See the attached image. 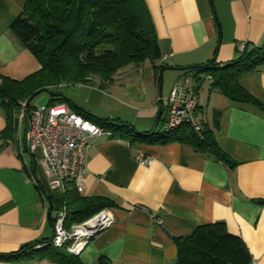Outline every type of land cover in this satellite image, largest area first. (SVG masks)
I'll return each mask as SVG.
<instances>
[{
  "label": "crops",
  "instance_id": "1",
  "mask_svg": "<svg viewBox=\"0 0 264 264\" xmlns=\"http://www.w3.org/2000/svg\"><path fill=\"white\" fill-rule=\"evenodd\" d=\"M25 1L0 0V75L16 80L40 69L34 55L10 35ZM144 2L166 67L162 80L151 64L126 67L102 86L61 85L57 92L67 87L54 103L140 133H157L165 126L166 98L185 74L183 69L213 59L225 65L238 58L239 44L246 43L248 52L264 44V0ZM203 75L197 84L199 118L236 165L229 168L180 142L130 144L118 133L96 138L87 151L82 195L113 201L115 206L107 210L114 221L78 255L83 263L96 264L104 257L110 264H176L174 238L189 236L200 225L223 222L245 243L250 264H264V109L230 101L212 90ZM239 83L264 105V66L241 75ZM26 124L16 120L5 141L1 134L7 121L0 108V254L51 238L50 219L63 201L61 189L48 187L39 151L26 147ZM138 155L151 157V164L140 165ZM44 193L57 205L50 217ZM0 264L56 263L22 258Z\"/></svg>",
  "mask_w": 264,
  "mask_h": 264
},
{
  "label": "trees",
  "instance_id": "2",
  "mask_svg": "<svg viewBox=\"0 0 264 264\" xmlns=\"http://www.w3.org/2000/svg\"><path fill=\"white\" fill-rule=\"evenodd\" d=\"M10 35L20 47L28 49L40 64V69L21 80L0 75V108L7 126L1 137L11 138L20 109V101L31 100L39 93L64 84L88 83L102 86L111 82L123 68L151 64L156 72L165 67L150 14L144 0H26L20 15L10 26ZM238 50V58L219 65L215 59L183 71L197 70L212 76L210 88L224 94L230 101L264 109L258 99L239 83L241 75L264 66V44L248 52ZM199 76L197 84L200 81ZM51 96L49 103L61 100ZM83 117L116 133L130 144L137 141L166 144L180 142L195 151L233 168L236 162L217 145L213 131L202 123L201 133L185 126L163 133H140L131 126L109 119L81 113ZM216 111L215 123H218ZM37 187H39L38 183ZM41 188V187H40ZM42 190V189H41ZM57 208L52 197L43 195ZM67 209L65 226L82 223L99 211L115 206L108 198L84 196L68 182L63 193ZM50 209V206L49 208ZM51 221L54 218L51 217ZM176 264H250L251 255L243 240L228 232L223 222L200 225L189 236L174 238ZM36 245L42 248L34 249ZM46 258L56 264H85L78 255L63 247H54L51 238L23 246L18 251L0 254V260ZM96 264H110L100 257Z\"/></svg>",
  "mask_w": 264,
  "mask_h": 264
},
{
  "label": "built area",
  "instance_id": "3",
  "mask_svg": "<svg viewBox=\"0 0 264 264\" xmlns=\"http://www.w3.org/2000/svg\"><path fill=\"white\" fill-rule=\"evenodd\" d=\"M244 44L237 46L243 51ZM197 70L185 73L176 81L166 98V118L163 133L175 131L185 126L200 134L202 122L199 118L197 98ZM210 82L212 76L205 73ZM17 112L19 122L26 121L25 142L30 152L39 151V162L48 179L50 189H61L64 193L67 183L71 182L76 190L86 191L88 174L87 151L93 140L106 136L112 137L110 130L73 111L66 103H48L28 106L20 101ZM30 115V117H29ZM140 165H150L152 158L138 155ZM67 209L63 201L58 205L53 222L51 244L63 247L68 252L79 255L95 237L97 230L108 228L114 221L107 209H103L82 223L65 226ZM36 245L34 249L42 248Z\"/></svg>",
  "mask_w": 264,
  "mask_h": 264
},
{
  "label": "rangeland",
  "instance_id": "4",
  "mask_svg": "<svg viewBox=\"0 0 264 264\" xmlns=\"http://www.w3.org/2000/svg\"><path fill=\"white\" fill-rule=\"evenodd\" d=\"M66 87L67 86L60 87L59 90H58L59 91L58 93L64 94V91H65ZM50 99H51V95L49 93L42 92V93H39V94H37L36 96H34L32 98L31 105L39 106V105H43V104H48Z\"/></svg>",
  "mask_w": 264,
  "mask_h": 264
},
{
  "label": "water",
  "instance_id": "5",
  "mask_svg": "<svg viewBox=\"0 0 264 264\" xmlns=\"http://www.w3.org/2000/svg\"><path fill=\"white\" fill-rule=\"evenodd\" d=\"M166 67H163V68H161L160 69V72H159V78H160V81L162 80V73H163V70L165 69ZM186 69H188V68H185V69H183V70H186ZM47 93H49L51 96H54V97H60V96H62V94H60V93H54V92H51V91H47ZM27 103H28V101H27ZM162 111H163V106H161V108H160V111H159V113H158V119H160V116H161V114H162ZM29 117H30V115H29ZM32 174H33V176H34V168L32 169ZM34 179H35V177H34ZM36 180V179H35ZM50 204V209H49V212H48V216L50 217V215H51V211H52V204H51V202L49 203ZM104 229H101V230H97L96 231V233H95V236L96 235H98L101 231H103Z\"/></svg>",
  "mask_w": 264,
  "mask_h": 264
}]
</instances>
